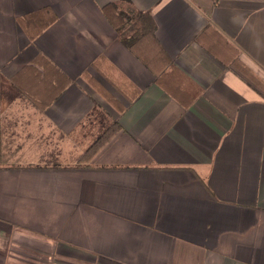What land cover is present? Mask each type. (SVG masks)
Listing matches in <instances>:
<instances>
[{
	"label": "crops",
	"instance_id": "1",
	"mask_svg": "<svg viewBox=\"0 0 264 264\" xmlns=\"http://www.w3.org/2000/svg\"><path fill=\"white\" fill-rule=\"evenodd\" d=\"M0 264H264V0H0Z\"/></svg>",
	"mask_w": 264,
	"mask_h": 264
},
{
	"label": "trees",
	"instance_id": "2",
	"mask_svg": "<svg viewBox=\"0 0 264 264\" xmlns=\"http://www.w3.org/2000/svg\"><path fill=\"white\" fill-rule=\"evenodd\" d=\"M124 3H129L124 1ZM107 14L120 31L127 29L131 35L129 40L125 43L129 48L137 47L141 42L152 38L154 36V29L152 26L149 14L139 12L130 7L129 11L125 10L121 5H110L107 8ZM120 127L117 123L110 126L103 134L91 145L87 151L81 156V164H90L93 159L106 147V145L115 137Z\"/></svg>",
	"mask_w": 264,
	"mask_h": 264
}]
</instances>
